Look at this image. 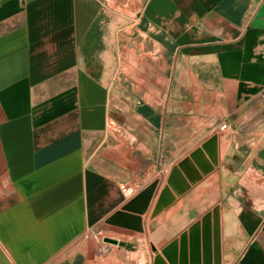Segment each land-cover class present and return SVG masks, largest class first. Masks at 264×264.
I'll return each mask as SVG.
<instances>
[{
    "label": "crops",
    "instance_id": "1",
    "mask_svg": "<svg viewBox=\"0 0 264 264\" xmlns=\"http://www.w3.org/2000/svg\"><path fill=\"white\" fill-rule=\"evenodd\" d=\"M263 87L264 0H0V249L264 264Z\"/></svg>",
    "mask_w": 264,
    "mask_h": 264
},
{
    "label": "water",
    "instance_id": "2",
    "mask_svg": "<svg viewBox=\"0 0 264 264\" xmlns=\"http://www.w3.org/2000/svg\"><path fill=\"white\" fill-rule=\"evenodd\" d=\"M158 182H154L145 189H143L135 198L129 201L122 210L116 212L111 216L107 222L123 227L131 228L137 231H143V222L141 214L145 213L148 209L150 201L154 195ZM127 211L138 213V215L130 214ZM106 242L119 243L117 239L106 237ZM0 264H11L8 258L0 249Z\"/></svg>",
    "mask_w": 264,
    "mask_h": 264
},
{
    "label": "built area",
    "instance_id": "3",
    "mask_svg": "<svg viewBox=\"0 0 264 264\" xmlns=\"http://www.w3.org/2000/svg\"><path fill=\"white\" fill-rule=\"evenodd\" d=\"M261 97L264 99V87L262 88L261 90ZM228 126V124L226 122H222L220 124V128L221 129H226ZM121 189L123 191V193L126 195V196H132L133 194L136 193L137 189H136V186L133 185V184H129V183H124L122 184L121 186ZM102 231H99V230H95V229H90L88 230V232L86 233V236L87 237H90L92 240L96 241V242H101L104 240V236L103 234L101 233Z\"/></svg>",
    "mask_w": 264,
    "mask_h": 264
},
{
    "label": "rangeland",
    "instance_id": "4",
    "mask_svg": "<svg viewBox=\"0 0 264 264\" xmlns=\"http://www.w3.org/2000/svg\"><path fill=\"white\" fill-rule=\"evenodd\" d=\"M102 230L99 229V231H102ZM101 233L103 234V236L107 234V232L105 230L103 232H101Z\"/></svg>",
    "mask_w": 264,
    "mask_h": 264
}]
</instances>
